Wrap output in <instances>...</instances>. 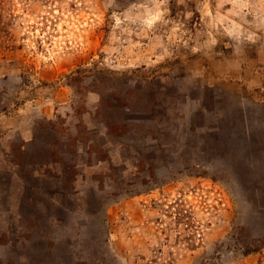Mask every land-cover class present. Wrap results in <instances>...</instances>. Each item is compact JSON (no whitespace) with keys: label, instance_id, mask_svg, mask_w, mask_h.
<instances>
[{"label":"rangeland","instance_id":"1","mask_svg":"<svg viewBox=\"0 0 264 264\" xmlns=\"http://www.w3.org/2000/svg\"><path fill=\"white\" fill-rule=\"evenodd\" d=\"M0 264H264V0H0Z\"/></svg>","mask_w":264,"mask_h":264}]
</instances>
